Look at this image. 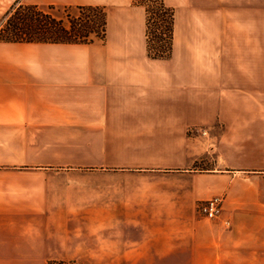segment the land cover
I'll return each mask as SVG.
<instances>
[{"label":"crops","instance_id":"0c3cea01","mask_svg":"<svg viewBox=\"0 0 264 264\" xmlns=\"http://www.w3.org/2000/svg\"><path fill=\"white\" fill-rule=\"evenodd\" d=\"M18 1L106 6L120 29L113 45L0 41V264H264V191L247 176L225 228L196 211L218 193L211 176L186 173L194 126L240 118L264 136V0L232 2L242 15L212 26L210 49L181 22L173 61L147 58L132 0H0V14ZM216 48L241 60L203 61ZM237 89L248 109L223 110Z\"/></svg>","mask_w":264,"mask_h":264},{"label":"rangeland","instance_id":"374dc122","mask_svg":"<svg viewBox=\"0 0 264 264\" xmlns=\"http://www.w3.org/2000/svg\"><path fill=\"white\" fill-rule=\"evenodd\" d=\"M242 0H165L167 6L172 8L175 11V30H174V39H173V48L170 56L162 59H152L148 56L149 60L156 61H173L174 59L179 58V46L181 37L184 34H181L182 29L180 28L181 22L184 24L187 23V20L193 18L197 22L196 28H192L195 34L199 35L201 38V43L206 49L214 46V43H217L216 32L213 28L214 26L223 25L222 28L226 32L233 26V24L239 21L240 15H242V7L235 6L232 2H241ZM5 4L6 2H0ZM8 3V2H7ZM17 3V4H16ZM19 4H28L25 2H12L8 8H6L3 13L0 14V21L5 17L6 13L13 5ZM36 5V4H32ZM40 6V5H38ZM53 6V8H47L48 6H41L44 8V13L62 20L66 25L69 24V21L74 18H82L84 16L83 12L72 11L67 9V6ZM99 6V5H98ZM132 6L138 8V14L140 21H142V31L146 39L147 47V31H146V17L145 9L139 5H136L132 2ZM105 8V13L107 15V20L109 19L110 8L103 6ZM122 13L128 14L127 10H123ZM113 18V17H112ZM6 20V19H5ZM5 20L2 21V29L5 25ZM219 20H222L224 23H220ZM126 24L128 29L134 28L138 29L139 26L135 19L122 21ZM219 22V23H215ZM203 23V24H201ZM114 24V23H113ZM118 25L120 23H117ZM122 24V23H121ZM140 24V22H139ZM219 24V25H218ZM236 31H241V24H236ZM114 26V25H113ZM213 26V27H212ZM159 27V24L157 25ZM220 27V26H219ZM141 28V27H140ZM120 25L116 27H110V24L106 26V34L103 39H95L91 43H80L84 45L98 44V45H113V42L109 39L114 31H118ZM191 32V29H187ZM220 31V30H218ZM184 33V31H182ZM219 42V40H218ZM42 43H53V42H42ZM54 44H71V45H80L78 43H54ZM220 46V45H218ZM147 49V48H146ZM235 58L236 61L241 60V55L227 54V50H220L216 48V51L209 54L203 55V61L205 62H228ZM239 60V61H240ZM257 75V73H256ZM258 90V88H257ZM234 96V104L228 103L227 107L223 110L231 111H242L248 109V103L244 99V95L240 89L232 90ZM252 109H259L260 104L257 101L252 102ZM251 109V108H250ZM262 109V108H261ZM248 121V120H247ZM252 122L258 121V119H251ZM245 125V122L240 118H230L225 120L224 118L218 122L214 127L208 126H194L190 129L189 133L195 135L199 138V143L201 147L200 156L193 162L192 166L189 168L190 171L186 173H199L204 175H210L209 184L218 191L216 195L212 196L210 199L220 198L221 202V214L216 218H208L200 212L201 204L207 202L208 200H203L198 202L196 206L197 214L201 217L207 218L210 221H215L222 223L225 228H231L232 219L227 216V213L231 212L233 207L241 212L244 201V181L247 176H251V189L255 192L258 190L264 191V166L261 167L259 164L264 163V136L261 139L258 134L252 132L250 135L241 134L242 127ZM230 127L233 128L237 133L230 131ZM239 129V131H238ZM198 141V142H199ZM192 170V171H191ZM258 195L251 194L247 196V202H257ZM246 199V196H245ZM264 199V195H262ZM76 262H69L65 260H54L48 262V264H68Z\"/></svg>","mask_w":264,"mask_h":264},{"label":"trees","instance_id":"16d2710c","mask_svg":"<svg viewBox=\"0 0 264 264\" xmlns=\"http://www.w3.org/2000/svg\"><path fill=\"white\" fill-rule=\"evenodd\" d=\"M132 2L145 9L148 56L152 59L167 58L173 48L175 11L167 6L165 0ZM67 9L86 14L66 25L62 20L45 14L41 6L14 4L0 21L1 27L6 19L4 27L0 29V41L80 44L105 37L107 15L103 6H67Z\"/></svg>","mask_w":264,"mask_h":264},{"label":"built area","instance_id":"2783aa9c","mask_svg":"<svg viewBox=\"0 0 264 264\" xmlns=\"http://www.w3.org/2000/svg\"><path fill=\"white\" fill-rule=\"evenodd\" d=\"M221 202L222 199L214 198L210 199L207 202L201 204L200 212L207 216L208 218H216L221 214ZM68 264H75V263H68Z\"/></svg>","mask_w":264,"mask_h":264}]
</instances>
